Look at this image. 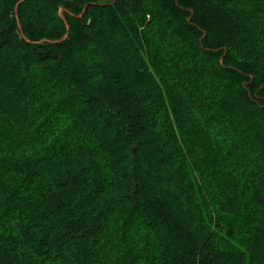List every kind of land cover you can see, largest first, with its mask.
<instances>
[{"label": "trees", "instance_id": "16d2710c", "mask_svg": "<svg viewBox=\"0 0 264 264\" xmlns=\"http://www.w3.org/2000/svg\"><path fill=\"white\" fill-rule=\"evenodd\" d=\"M19 1L0 264H264V0Z\"/></svg>", "mask_w": 264, "mask_h": 264}, {"label": "water", "instance_id": "95a60500", "mask_svg": "<svg viewBox=\"0 0 264 264\" xmlns=\"http://www.w3.org/2000/svg\"><path fill=\"white\" fill-rule=\"evenodd\" d=\"M25 1H27V0H21V1H19V2L17 3V5H16V15H18V8H19V6H20L22 3H24ZM87 7H88V5L85 7L84 11L82 12V15H83L84 12L86 11ZM65 11H66V10H62L61 13H60V16L62 17V19H64V12H65ZM82 15H81L80 17H82ZM80 17H79V18H80ZM64 21H65V19H64ZM65 22H66V21H65ZM18 24H19V30L22 32V27H21L20 23H18ZM66 25L68 26L67 23H66ZM67 37H68V35H66L65 38L62 39V40H60L59 42L64 41L65 39H67Z\"/></svg>", "mask_w": 264, "mask_h": 264}]
</instances>
